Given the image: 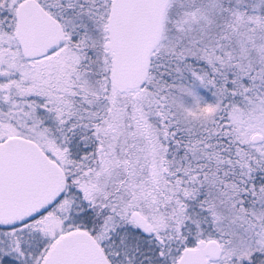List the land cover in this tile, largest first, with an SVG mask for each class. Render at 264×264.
I'll return each mask as SVG.
<instances>
[{
    "label": "rangeland",
    "instance_id": "obj_1",
    "mask_svg": "<svg viewBox=\"0 0 264 264\" xmlns=\"http://www.w3.org/2000/svg\"><path fill=\"white\" fill-rule=\"evenodd\" d=\"M41 1L50 10L60 9V0ZM111 1L106 8V0H63V15L60 10L55 13L62 17L67 40L54 55L36 59L28 67L11 48L13 36L0 32V146L9 136L21 135L38 143L51 156L53 146L58 145L63 156V145L67 143L63 129L79 113L72 100L79 99L83 105L99 100L107 111L100 123L92 126L99 143L88 161L69 168L63 159H58L66 166L78 196L92 209V231L77 226L76 198L66 195L29 224L35 245L44 244L49 250L57 238L78 234L94 247L96 244L102 250L104 243L109 252L112 249L131 260V247L138 238L122 228H137L134 211L146 218L154 239L161 243L178 241L182 237L177 232L170 233L171 228H179V223L172 221L182 211L183 199H197L200 195L204 199L208 193L212 197L207 203L213 217L212 231L208 236L201 232L194 235V245L210 238L218 241L221 254L212 264H249L264 256V186L246 192L256 200L245 207L239 197L242 190L224 180V171L214 174L220 168L218 164L213 166V172L207 164L195 163L191 154L190 166L173 164L172 168L166 158V144L159 136L167 141L177 132L168 113L165 85L154 91L150 83L146 85L147 78L135 89L119 91L113 86L107 31ZM16 2L8 1L10 12ZM80 2L87 4L86 10L92 15L90 21L98 33L93 41L92 35L85 34L78 25ZM213 21L212 28L204 29ZM173 39L181 42L174 45ZM157 50L166 60L173 54L178 58L189 56L211 67L206 87L211 84L214 90L217 119L206 138L190 143L192 152H201L202 158H207L209 150L227 144L225 138L233 136L260 151L264 161V0H170L164 13L162 40L154 51ZM92 75L93 85L88 81ZM52 81L54 88L50 87ZM34 91L38 100L33 104L30 96ZM225 95L230 104L227 112L220 105ZM180 102L183 106L184 102ZM188 106L193 114H199L200 107L194 103V107L191 103ZM76 127L75 122L69 126ZM255 132L262 139L253 143L250 137ZM217 156L222 157L220 152L214 154ZM159 173L174 180L165 185ZM205 181L214 183L217 191L208 190L209 182L203 187ZM185 184L190 187L182 188ZM184 247L171 256L172 264Z\"/></svg>",
    "mask_w": 264,
    "mask_h": 264
},
{
    "label": "trees",
    "instance_id": "obj_2",
    "mask_svg": "<svg viewBox=\"0 0 264 264\" xmlns=\"http://www.w3.org/2000/svg\"><path fill=\"white\" fill-rule=\"evenodd\" d=\"M106 1L107 8L110 0ZM79 8V14L76 15L78 25L82 27L84 32H87L85 34L92 35L93 41V39L98 38V33L94 31L93 22L90 21L92 15L86 10V3L82 2ZM214 22L208 26L205 24L203 26L204 29L212 28ZM178 41L180 40L173 39V44L177 45L176 43ZM175 47V50L179 49V45ZM202 55L204 56V54ZM204 63L202 60L197 61L189 56L178 58L175 54L166 60L158 50L153 52L150 58L146 85L150 83L148 86L154 89V91L161 89L162 85H165L166 91L164 92L169 100L167 102L168 113L171 112V117H173L172 122L174 121L177 125V132L174 138L164 141L160 134L159 136L162 142L166 144V158L171 163L172 168L173 164L175 166L182 165L183 167L190 166L188 161L192 159L191 154L196 158L195 163L207 164L213 172L215 171L213 166L218 164L224 170H220L219 168L214 174H221V171H224L222 175L223 177L225 176L224 180L235 183L242 190V194L239 197L243 198L242 202L244 206L248 207L249 203H254L256 199L251 197L250 193L246 194V192L252 188L264 186V161L262 160L261 152L256 150L251 144L239 142L238 139L234 140L233 136L229 139L225 138V141H228L227 144L209 150L210 155L208 154L207 158H202L201 152H192L190 146L191 142L199 141V138L200 140L206 138L207 134L213 131L211 127L214 124V120L217 119L216 112L214 113V109L217 106L214 98V90L211 84L206 87V82L209 83V76L212 73L211 67L209 64ZM88 81L93 85L95 76L92 75L89 77ZM180 101L184 102L183 106ZM90 102L91 104L83 105V101L79 99L72 100L73 106L77 107L79 112L78 117L73 122L70 121L63 129V138L67 142L63 145V157H67L66 160L63 159V163L69 168L70 166L88 161V157L95 153L94 148L99 143L93 135L92 126L100 123L99 121L102 120L100 118L107 111L104 110V102H99V100H91ZM190 103L191 107L193 103L200 107L199 114L195 115L192 113V109L188 106ZM220 105L226 112L229 111L230 104L226 95L223 97ZM240 105L241 103H239ZM74 122L77 126L76 129H70L69 126ZM59 147L58 145L53 146V156H62V153L58 151ZM219 152L222 157L217 156L215 158L214 154ZM219 158L224 160L221 159L218 161ZM158 177L161 183L165 185L174 180L171 176L167 178L163 177L161 173L158 174ZM68 180V186L74 187L71 184V178ZM208 182L205 181L203 187L206 188ZM207 186L209 187L208 190L217 191V186L214 183L209 182ZM181 187L188 188L190 185L185 184ZM69 192L70 195H74L76 198L75 209L78 211V213L76 212L78 219L77 226L81 230L91 232L94 223L92 209L83 201L82 197L78 196L76 190L73 193L71 191ZM210 199L212 200V197L208 193L204 199L201 195L197 199L193 197L183 199L184 207L181 212L175 215L172 221L173 223L178 222L179 228H171L172 233H170L174 235L177 232L182 237L178 241L176 239L172 241L165 240L161 243L154 239L151 234H142L138 228H122L128 233L131 232L133 237L138 238L131 247L130 264H170L171 256L177 249L183 246L194 245L195 241L193 240V236L197 235L198 232L208 236L212 231L211 224L213 220L211 213L207 209V203ZM105 249L107 250L106 246ZM256 261L264 263V256H260L258 259L254 258V261L249 264H255Z\"/></svg>",
    "mask_w": 264,
    "mask_h": 264
},
{
    "label": "water",
    "instance_id": "obj_3",
    "mask_svg": "<svg viewBox=\"0 0 264 264\" xmlns=\"http://www.w3.org/2000/svg\"><path fill=\"white\" fill-rule=\"evenodd\" d=\"M170 0H112L108 12V37L112 54L111 80L119 91L140 87L149 74L150 57L162 40L163 18ZM16 37L25 58L48 53L67 40L61 24L37 0L18 6ZM255 132L250 141L259 142ZM65 175L32 139L13 135L0 147V223L13 225L53 203L65 187ZM132 217L144 235L146 218ZM221 247L208 239L186 246L175 264H207L217 259ZM89 261V263H88ZM103 264L96 248L81 235H67L53 247L43 264Z\"/></svg>",
    "mask_w": 264,
    "mask_h": 264
},
{
    "label": "flooded vegetation",
    "instance_id": "obj_4",
    "mask_svg": "<svg viewBox=\"0 0 264 264\" xmlns=\"http://www.w3.org/2000/svg\"><path fill=\"white\" fill-rule=\"evenodd\" d=\"M8 1L9 0H0V32L1 33L6 32V34L8 36H13L15 43L11 48H12L13 52L16 50L17 53H19L17 56L18 60L20 59L21 62L24 60V62H26L28 64V63L36 60V59H39V58H42L45 56H49V55H54L58 49H61L63 47V44H62L59 47L55 48L54 50H52L48 53H45L43 55L33 57V58H25L21 52L19 41L16 37L17 22H18V18H17L18 6L23 0H16L17 2H16L15 9L12 8L11 12L8 9V6L11 5V4H8ZM37 1L51 17H53L55 20H57L61 24V27L63 28V23L61 22L62 17L59 16V14L63 15V8H64L63 7V0H60V4H58L54 0L55 3H57L58 6H60V9L55 10V11L50 10L48 7L43 5V3H42L43 1H41V0H37ZM45 1L47 3L49 2V0H45ZM14 3H15V0H14ZM57 5H55V7ZM56 11H59L58 15L55 13ZM9 51H11V50H9ZM19 55H20V57H19ZM28 66H29V64L27 65V67ZM54 86H55V83H54V81H52L50 84V87L54 88ZM33 93L34 94H32L30 97H31L33 104H34L38 100V98H37L38 94H36L37 92L35 93V91ZM43 93H45V92H43ZM62 93H63V91H60V93H59L60 96H62ZM48 97H51V96L48 95ZM54 103L57 104V101H55ZM49 104L50 103H48V105ZM62 104H63V102H60V104H59L61 110H63ZM7 139L3 142L2 146H0V147H4L6 145ZM39 147L41 148L40 145H39ZM41 149L51 160H53L55 163H57L59 165V167L63 170V173L65 175V181H66L65 187H64L62 193L59 195V197L53 203L47 205L41 211H39L38 213L29 217L28 219H25L19 223L13 224V225H3L0 223V264H39V263L43 264L45 262V260L47 259V257L50 255L55 244L60 239L63 238V236L57 238L52 243V246L49 248V250H46L44 244L36 246L35 241H34L35 239L32 236V234H30L31 227L29 226V224H31L35 219H37L42 214H44L45 212L50 210L56 204H58V202L63 201V199H64V197H66V195H68V197L72 196V195H70L69 191H71L73 193L76 190L75 187H69L68 186L69 185V180H68L69 176H68L67 169L65 168L66 166L62 165L60 163V160H58V159L66 160L67 157H63V156H61V157L55 156L54 157V156H51L50 154H48V152H46L43 148H41ZM72 197H73V199H75L74 195ZM200 242H205V241H200ZM198 243H196L195 245H197ZM95 247H97L96 244H95ZM100 247L102 248V250L99 249V247H97L98 248L97 253L100 256V258L102 259L103 264H130L131 260L129 257L119 256L112 249H111V252H109L108 250L105 249L104 243ZM180 254H181V252H180ZM180 254H179V256H180ZM179 256H178V258H179ZM219 257H220V255H219ZM219 257L217 259L207 257V264H212L214 261L219 260ZM175 262L173 264H175ZM88 263H89V261H88ZM91 264H93V262H91ZM170 264H172L171 261H170Z\"/></svg>",
    "mask_w": 264,
    "mask_h": 264
}]
</instances>
